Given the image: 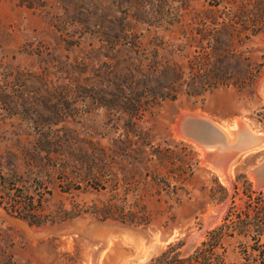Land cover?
Listing matches in <instances>:
<instances>
[{
    "label": "rangeland",
    "instance_id": "1",
    "mask_svg": "<svg viewBox=\"0 0 264 264\" xmlns=\"http://www.w3.org/2000/svg\"><path fill=\"white\" fill-rule=\"evenodd\" d=\"M21 2L0 0V264H150L170 244L187 256L245 205L235 183L264 190V148L222 181L192 143L217 138L182 124L264 134V0ZM253 242L215 255L246 264Z\"/></svg>",
    "mask_w": 264,
    "mask_h": 264
},
{
    "label": "trees",
    "instance_id": "2",
    "mask_svg": "<svg viewBox=\"0 0 264 264\" xmlns=\"http://www.w3.org/2000/svg\"><path fill=\"white\" fill-rule=\"evenodd\" d=\"M21 5L32 8L28 0H22ZM207 83L208 91L215 88L220 81L213 78ZM222 83V82H221ZM206 84V85H207ZM234 184L235 194L238 195L241 189L245 205L231 203L222 222L207 232L206 239L189 255L184 256L181 252V244H170L165 251L151 261L150 264H211L217 260V264H226L225 258L216 256L215 253L222 248L226 239L250 238L253 242L250 250L255 255L248 259L246 264H264V243L261 239L264 236V190L256 191L247 180ZM225 194L226 190L220 186ZM243 245V244H242ZM246 247V246H244ZM247 249V247H246ZM251 256H253L251 254Z\"/></svg>",
    "mask_w": 264,
    "mask_h": 264
},
{
    "label": "bare ground",
    "instance_id": "3",
    "mask_svg": "<svg viewBox=\"0 0 264 264\" xmlns=\"http://www.w3.org/2000/svg\"><path fill=\"white\" fill-rule=\"evenodd\" d=\"M235 125L237 126L240 125L238 127V130L237 128L235 129L233 127L221 128L215 125L220 130V134H216L212 137V138L215 137L217 139L210 138L211 143L215 145L217 144L219 145V147H216L215 149L213 148L209 150L208 148H205L204 146H200L196 142H192L196 147L199 148V150L202 152L204 157L208 159V161L212 165L211 167L216 169L215 171L219 174L222 181H226V180L228 181L229 179L228 175L231 171L230 163L232 160H234V158L238 154L249 153L253 151L255 152L256 150L264 148V135L255 134V133L250 132V130L252 129L249 130L248 127L243 124L236 123ZM183 130L185 131L184 125H183ZM224 138H226L227 140H224ZM223 141H226L227 144L223 145L222 144ZM207 152H210L209 154L211 155V158L209 157ZM218 213H222V212L219 211ZM218 216L219 215H217V217Z\"/></svg>",
    "mask_w": 264,
    "mask_h": 264
},
{
    "label": "water",
    "instance_id": "4",
    "mask_svg": "<svg viewBox=\"0 0 264 264\" xmlns=\"http://www.w3.org/2000/svg\"><path fill=\"white\" fill-rule=\"evenodd\" d=\"M185 132L188 136H192L197 140H201L205 144L209 143L210 138L216 134H220V130L209 120L200 117H186L183 121ZM264 135V134H262ZM223 140V139H222ZM255 182L259 188H264V162L258 165L252 172ZM219 209H215V214L212 212L209 215L210 221H213L218 215ZM200 233L193 235L189 248L197 239Z\"/></svg>",
    "mask_w": 264,
    "mask_h": 264
}]
</instances>
